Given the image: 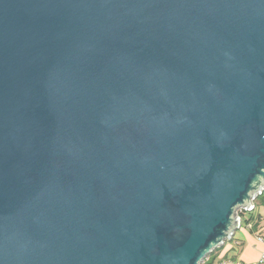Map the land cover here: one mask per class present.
<instances>
[{
    "label": "water",
    "instance_id": "1",
    "mask_svg": "<svg viewBox=\"0 0 264 264\" xmlns=\"http://www.w3.org/2000/svg\"><path fill=\"white\" fill-rule=\"evenodd\" d=\"M264 192V0H0V264H201Z\"/></svg>",
    "mask_w": 264,
    "mask_h": 264
},
{
    "label": "crops",
    "instance_id": "2",
    "mask_svg": "<svg viewBox=\"0 0 264 264\" xmlns=\"http://www.w3.org/2000/svg\"><path fill=\"white\" fill-rule=\"evenodd\" d=\"M263 206H260V203ZM234 237L214 254V264H255L264 252V202L257 200L253 212H246Z\"/></svg>",
    "mask_w": 264,
    "mask_h": 264
},
{
    "label": "trees",
    "instance_id": "3",
    "mask_svg": "<svg viewBox=\"0 0 264 264\" xmlns=\"http://www.w3.org/2000/svg\"><path fill=\"white\" fill-rule=\"evenodd\" d=\"M256 199H260V200H262L263 202H264V193L262 194V195H260V196H258ZM246 212H250V213H252L253 212V210H251V211H244V210H240V211H238V215H240V217H241V225H243V221H244V218H243V216L245 215V213ZM219 247H217V248H215L208 256H207V258L203 261V263L202 264H214V254H215V252H216V250L218 249Z\"/></svg>",
    "mask_w": 264,
    "mask_h": 264
},
{
    "label": "built area",
    "instance_id": "4",
    "mask_svg": "<svg viewBox=\"0 0 264 264\" xmlns=\"http://www.w3.org/2000/svg\"><path fill=\"white\" fill-rule=\"evenodd\" d=\"M263 193H259L256 197L253 198V200H252L253 204H252L251 207H249V211H251V210H253L255 208L254 199H256L258 196L262 195ZM237 216H239V226H241V217H240V215H237ZM255 264H264V252L262 253V256H261L260 260L257 263H255Z\"/></svg>",
    "mask_w": 264,
    "mask_h": 264
},
{
    "label": "rangeland",
    "instance_id": "5",
    "mask_svg": "<svg viewBox=\"0 0 264 264\" xmlns=\"http://www.w3.org/2000/svg\"><path fill=\"white\" fill-rule=\"evenodd\" d=\"M257 200H258V199H254V203L257 202ZM259 205H260V206H263V203L261 202ZM240 210H241V209H238V210H237V215H238V211H240ZM201 264H202V263H201Z\"/></svg>",
    "mask_w": 264,
    "mask_h": 264
}]
</instances>
